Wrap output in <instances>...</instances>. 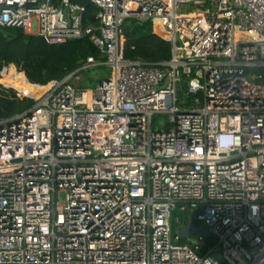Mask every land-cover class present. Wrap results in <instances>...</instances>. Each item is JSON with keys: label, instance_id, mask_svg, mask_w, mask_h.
Segmentation results:
<instances>
[{"label": "built area", "instance_id": "1", "mask_svg": "<svg viewBox=\"0 0 264 264\" xmlns=\"http://www.w3.org/2000/svg\"><path fill=\"white\" fill-rule=\"evenodd\" d=\"M89 1L98 26L79 1L0 0V28L88 36L101 59L81 69L113 71L86 89L16 72L44 91L8 86L36 103L0 119V264H264V0ZM127 19L152 22L171 59L122 60ZM177 209L215 244L181 241Z\"/></svg>", "mask_w": 264, "mask_h": 264}, {"label": "trees", "instance_id": "2", "mask_svg": "<svg viewBox=\"0 0 264 264\" xmlns=\"http://www.w3.org/2000/svg\"><path fill=\"white\" fill-rule=\"evenodd\" d=\"M74 1H79L86 8L87 25L98 26L96 6L89 0ZM119 56L122 60L142 61L155 65L171 59L172 47L152 22L127 19L120 36ZM91 57L99 60L101 54L88 36L62 44H48L42 37L26 35L22 29L0 28V119L19 115L30 110L36 103L35 99L26 98L8 86L33 96H40L44 89L33 85H47L70 75L76 78L87 71L81 68ZM13 67L24 73L33 85L28 84L23 75H17ZM94 86L96 85L93 84L91 87ZM91 87L82 85L79 88ZM186 89L187 84H183L178 91L179 98L183 97ZM176 217L182 222V226L189 225L190 221L198 223L195 212L177 209L172 214L174 232ZM211 240L208 241V245L215 244L213 239Z\"/></svg>", "mask_w": 264, "mask_h": 264}, {"label": "rangeland", "instance_id": "3", "mask_svg": "<svg viewBox=\"0 0 264 264\" xmlns=\"http://www.w3.org/2000/svg\"><path fill=\"white\" fill-rule=\"evenodd\" d=\"M34 28H36L35 22H34ZM15 72L17 73H21L18 71V69L16 67H13ZM113 76V71L110 67L108 66H102V67H97L91 70H87L86 72H84L83 74L77 76L76 78L72 79L71 82L77 86V87H81L82 85L87 87H91L93 84L98 85L100 82L105 81V80H109L111 77ZM158 120H167V118L165 116H158L156 117V121ZM59 201L61 204H64L66 202V194L65 193H60L59 195ZM178 216V214H177ZM176 221V233L178 232V230L180 228H182V222L179 220L178 217L175 218ZM195 225H198L195 224ZM187 243L190 244H195L197 242V234H193L191 236H189L186 239ZM210 241H212L210 239Z\"/></svg>", "mask_w": 264, "mask_h": 264}, {"label": "water", "instance_id": "4", "mask_svg": "<svg viewBox=\"0 0 264 264\" xmlns=\"http://www.w3.org/2000/svg\"><path fill=\"white\" fill-rule=\"evenodd\" d=\"M67 13H68V9H65V17L67 19ZM101 84V82H100ZM193 234H203L207 239H211V234L209 233V231L203 226V225H199L196 226L193 222L190 221L189 225L186 226H182V228H180L177 232V236L179 237V239L181 241H185L189 236L193 235ZM213 258L215 260H217L219 263L223 264L224 260L222 258V254L221 251H218L216 253L213 254Z\"/></svg>", "mask_w": 264, "mask_h": 264}, {"label": "clouds", "instance_id": "5", "mask_svg": "<svg viewBox=\"0 0 264 264\" xmlns=\"http://www.w3.org/2000/svg\"><path fill=\"white\" fill-rule=\"evenodd\" d=\"M238 141V137L231 134L220 135L217 137V152H227L229 151Z\"/></svg>", "mask_w": 264, "mask_h": 264}, {"label": "bare ground", "instance_id": "6", "mask_svg": "<svg viewBox=\"0 0 264 264\" xmlns=\"http://www.w3.org/2000/svg\"><path fill=\"white\" fill-rule=\"evenodd\" d=\"M44 89V88H43Z\"/></svg>", "mask_w": 264, "mask_h": 264}]
</instances>
